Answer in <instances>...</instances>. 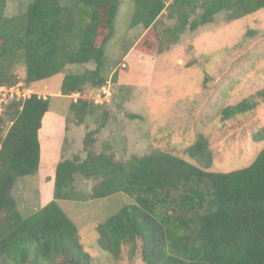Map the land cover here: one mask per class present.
Here are the masks:
<instances>
[{
    "label": "trees",
    "instance_id": "16d2710c",
    "mask_svg": "<svg viewBox=\"0 0 264 264\" xmlns=\"http://www.w3.org/2000/svg\"><path fill=\"white\" fill-rule=\"evenodd\" d=\"M0 0V84L20 83L14 72L25 68V88L62 73L69 65L94 64L81 74H68L61 96L107 87V45L115 36L123 0H31L17 16L6 15ZM131 28L143 26L135 49L163 53L187 30L213 23L220 13L229 22L264 9V0H133ZM166 12V15L164 13ZM166 19L173 22L166 24ZM160 27L163 29L160 30ZM118 72L112 80L117 81ZM0 115V264H93L83 250L78 229L61 209L63 200H80L75 176L97 181L93 199L117 193L134 198L96 230L100 246L116 259L125 250L143 264H264V147L247 167L218 173L178 155L154 152L119 162L92 151L95 135L84 138L82 159L59 162L53 200L30 216L17 206L12 190L18 179L40 169L39 133L50 111L49 98L33 94L4 106ZM92 100L72 101L78 125L86 123ZM256 108L245 99L222 111L224 119ZM136 118L135 115L131 116ZM264 141V127L253 136ZM206 143L199 139L186 152L197 158Z\"/></svg>",
    "mask_w": 264,
    "mask_h": 264
},
{
    "label": "rangeland",
    "instance_id": "374dc122",
    "mask_svg": "<svg viewBox=\"0 0 264 264\" xmlns=\"http://www.w3.org/2000/svg\"><path fill=\"white\" fill-rule=\"evenodd\" d=\"M132 2L123 0L115 36L107 45L106 94L101 96L100 90L89 88L82 97L99 106L86 123L77 124L69 107L78 97L61 96V86L66 75L94 69V64L69 65L30 88L32 94L49 98L50 111L40 132L45 155L41 169L18 179L11 193L24 216L53 200L57 164L75 155L86 158L85 135L99 129L105 115V127L96 133L92 151L112 154L119 162L165 152L208 171L227 173L249 166L263 149L264 141L256 142L253 136L264 127V9L232 22L220 13L213 23L194 32L187 30L169 49L150 56L135 49L146 30L142 25L130 27ZM30 3L7 0L6 15L24 13ZM166 24L173 22L166 19ZM14 72L24 87L25 68L19 65ZM245 99L255 102L256 108L223 118L226 107ZM199 139L206 148L201 156L192 158L186 150ZM75 179V193L82 199L63 200L59 205L77 227L81 246L93 257V264H143L138 256L129 258L125 250L114 259L100 246L96 230L122 207L134 204V198L117 193L93 199L98 182L80 175Z\"/></svg>",
    "mask_w": 264,
    "mask_h": 264
},
{
    "label": "built area",
    "instance_id": "2783aa9c",
    "mask_svg": "<svg viewBox=\"0 0 264 264\" xmlns=\"http://www.w3.org/2000/svg\"><path fill=\"white\" fill-rule=\"evenodd\" d=\"M106 88L100 90L99 94L104 96ZM99 91V90H98ZM32 91L30 88L23 87L22 83H18L15 86H7L0 84V115L4 111V106L10 104L14 100H25L32 96ZM73 96H77V100L82 98L83 96L79 93L73 94ZM75 99V98H74ZM76 100V101H77ZM96 101V100H95ZM99 103V101H96Z\"/></svg>",
    "mask_w": 264,
    "mask_h": 264
},
{
    "label": "crops",
    "instance_id": "0c3cea01",
    "mask_svg": "<svg viewBox=\"0 0 264 264\" xmlns=\"http://www.w3.org/2000/svg\"><path fill=\"white\" fill-rule=\"evenodd\" d=\"M47 115V114H46ZM45 115V116H46ZM43 125H44V121H43ZM42 128H43V126H42ZM42 130V129H41ZM41 132V131H40ZM39 138H40V133H39ZM41 144V143H40ZM45 158V155L44 154H42L41 153V163H42V159H44ZM41 163H40V169H41ZM46 165V164H45ZM39 169V170H40ZM49 169V172H52V169L51 168H48ZM49 181H53L52 179H49ZM44 193V192H43ZM45 205V204H44Z\"/></svg>",
    "mask_w": 264,
    "mask_h": 264
}]
</instances>
